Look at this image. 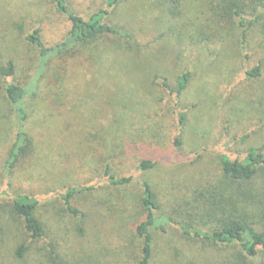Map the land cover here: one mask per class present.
Listing matches in <instances>:
<instances>
[{
  "label": "rangeland",
  "instance_id": "374dc122",
  "mask_svg": "<svg viewBox=\"0 0 264 264\" xmlns=\"http://www.w3.org/2000/svg\"><path fill=\"white\" fill-rule=\"evenodd\" d=\"M107 1L68 3L89 17ZM184 13L172 12L167 0H120L109 22L133 33L131 49L115 50L111 45L116 40L111 38V44H100L96 51L51 60L38 97L31 100L38 107L27 125L30 152L7 169L17 121L5 85L28 83L38 74L39 51L28 34L39 28L45 43L54 45L70 22L50 0H0V67L9 61L16 67L12 76L0 72V264H133L138 245L133 222L141 217L139 188L84 189L90 180L102 178L108 163L120 174L134 172L147 179L162 199V212L188 220L187 211L197 205L203 185L222 177L221 154L236 158L249 147L264 145V40L259 27L248 32L245 58L239 29L216 33L218 27L209 21L212 15L203 1H191ZM184 22L188 31L180 39L174 31ZM210 32L215 37H208ZM258 65L263 68L261 76L243 74L244 68ZM184 70H192L195 80L183 100L188 121L180 124L176 117L180 107L161 81L168 77L173 83ZM135 87L153 101L163 93L167 116L160 122L138 119L130 98ZM242 110L248 111L243 117ZM116 118L125 123L124 131L113 124ZM144 159L158 165L138 170L135 162ZM70 187L79 188L73 203L83 215H73L64 206L62 195ZM19 193L37 197L47 228L46 237L35 242L25 258L16 255L21 220L10 206ZM121 198L125 226L112 212ZM207 219L206 228L219 216ZM154 235L152 264H264L261 249L250 257L238 243L187 237L175 225L166 232L155 230Z\"/></svg>",
  "mask_w": 264,
  "mask_h": 264
},
{
  "label": "trees",
  "instance_id": "16d2710c",
  "mask_svg": "<svg viewBox=\"0 0 264 264\" xmlns=\"http://www.w3.org/2000/svg\"><path fill=\"white\" fill-rule=\"evenodd\" d=\"M50 1L54 4L57 12L67 16L70 22L69 29L64 37L54 45L45 43L39 28H35L28 34V41L35 45L39 51L38 74L28 83L9 81L5 85L4 91L17 121L16 137L5 164L7 169L13 167L19 159L30 152L31 137L27 125L33 108L36 110L38 107V104L34 107L31 100L38 97L40 83L47 76V67L51 60L74 58L87 50L96 51L100 49V44L103 46L111 44V38L116 40L111 45L115 50L126 51L134 45L131 41L133 40V33L109 22L113 8L120 0H108L105 8L95 11L89 17H84L73 11L68 0ZM167 1L171 5L172 12L183 15L188 4L194 0ZM201 1L208 6L211 12L212 18L209 21L218 27L215 28L216 33L221 34L224 31L230 33L235 27L239 29L238 42L245 58L249 56L247 35L251 29L259 27L264 40V0ZM183 24L184 26L174 31L175 33L178 32L177 37L180 39L184 38L188 31V23L184 22ZM201 31L206 32V26L202 25ZM207 36L211 37L214 34L210 32L207 33ZM15 69L13 61H9L7 66L0 67V72L4 76H12ZM262 73L263 68L258 65L254 68H244L243 74L248 78H256ZM194 80V72L184 70L176 75V81L173 83L168 77H164L161 81L164 90H169V93L176 98L178 107H180L176 113L180 124H185L188 121L184 109L186 104H183V100ZM133 93L134 95H131L130 98L138 119L146 117L153 121L152 118H154V122H160L159 119L167 116L163 111H166V107L161 104L164 100L163 93L155 101L150 99L149 95L142 94L137 87L134 88ZM247 113L248 111L244 110L240 112L242 117ZM113 124H118L119 128H126L125 123L117 118ZM106 132L114 134L111 129L106 130ZM113 134L111 135L112 139H114ZM179 142L180 139L177 138L176 143L179 144ZM126 157L128 161L131 160L129 154ZM157 165L158 162L153 159L135 162V167L138 170L153 169ZM219 165L222 177L216 180L217 182L208 181L203 185L205 188L195 200L197 205L194 209L187 211L188 220H179L171 214L162 212V199L147 179L137 176L134 172L120 174L112 163L106 165L100 180L96 179L98 181L95 183L90 180V184L84 189L95 190L102 185L108 187L137 186L139 188L141 192L139 195L141 217L133 222V231L138 244L137 256H135L133 264H152L155 249L154 231L166 232L170 225L177 226L187 237L209 240L218 244L238 243L247 256L255 257L260 249L264 251V145L249 147L246 152L236 158L226 153L221 154ZM78 187H70L62 195L64 206L73 215H83L73 203V198L79 191ZM199 198L201 199L199 200ZM10 206L12 212L21 220V225L18 228L21 239H16V255L19 258H25L34 251V243L39 242L47 235V228L39 215L40 202L36 196L19 193L13 196ZM123 206H126L125 200L121 198L117 208L112 212L114 215H118L125 226L126 216ZM215 215L219 216V219L214 220L213 226L206 228L204 225H207L209 221L207 218L215 217ZM123 238L126 236L123 235ZM126 241L125 239L124 243ZM125 248L126 245L123 244L121 250L126 254Z\"/></svg>",
  "mask_w": 264,
  "mask_h": 264
}]
</instances>
